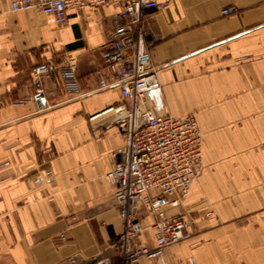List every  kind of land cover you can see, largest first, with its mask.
Here are the masks:
<instances>
[{
  "label": "crops",
  "instance_id": "1",
  "mask_svg": "<svg viewBox=\"0 0 264 264\" xmlns=\"http://www.w3.org/2000/svg\"><path fill=\"white\" fill-rule=\"evenodd\" d=\"M167 1L140 23L157 76L146 106L194 116L202 167L180 209L188 238L135 264H264V0ZM10 2L0 0V264L113 261L123 220L104 174L123 135L108 115L89 117L119 99L97 79L119 6L69 10L58 26ZM68 55L79 92L53 77L37 92L31 68ZM138 238L153 245L150 229Z\"/></svg>",
  "mask_w": 264,
  "mask_h": 264
},
{
  "label": "built area",
  "instance_id": "2",
  "mask_svg": "<svg viewBox=\"0 0 264 264\" xmlns=\"http://www.w3.org/2000/svg\"><path fill=\"white\" fill-rule=\"evenodd\" d=\"M167 0H11L13 11L38 8L55 25H64L69 10L85 6H119L120 21L111 42L102 51L105 69L97 71L100 88L116 87L119 99L90 115H108L123 135L113 152L114 164L104 178L123 229L118 236L117 258L98 264H135L141 258L160 257L172 244L188 238L189 217L180 210L202 167L203 135L192 114L154 115L146 106L145 91L157 84L156 69L143 40L140 23L147 9H159ZM229 9H223L227 14ZM77 57L62 62L43 61L31 68V79L40 92V80L53 77L61 91L76 94ZM176 210L175 212H171ZM211 216V211L205 212ZM147 216L151 217L146 221ZM150 229L153 245L139 240Z\"/></svg>",
  "mask_w": 264,
  "mask_h": 264
}]
</instances>
